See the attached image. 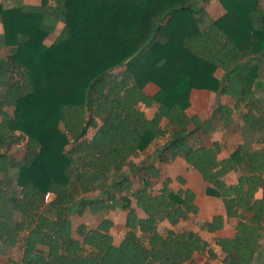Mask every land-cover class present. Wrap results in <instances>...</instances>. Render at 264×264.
<instances>
[{"label":"trees","instance_id":"obj_1","mask_svg":"<svg viewBox=\"0 0 264 264\" xmlns=\"http://www.w3.org/2000/svg\"><path fill=\"white\" fill-rule=\"evenodd\" d=\"M211 1H0L5 264H188L204 251L208 264L253 262L264 236V139L254 149L240 140L221 158L214 136L220 129L239 135L241 122L264 132V0H218L225 12L215 19L202 5ZM158 23L152 42L124 64ZM149 83L157 94L145 91ZM194 89L231 104L219 100L206 119L190 115ZM147 109H154L151 117ZM155 139L164 142L149 154ZM19 147L23 155L16 157ZM154 155L159 162L186 160L226 214L200 219L193 193L174 191L170 177L156 191L151 180L162 172L148 162ZM232 172L240 175L228 183ZM88 211L124 212L122 239L116 242L111 217L74 229L71 213ZM192 217L210 233L232 221L236 233L212 245L199 232L175 229Z\"/></svg>","mask_w":264,"mask_h":264},{"label":"crops","instance_id":"obj_2","mask_svg":"<svg viewBox=\"0 0 264 264\" xmlns=\"http://www.w3.org/2000/svg\"><path fill=\"white\" fill-rule=\"evenodd\" d=\"M0 1H4V0H0ZM23 1H24V4H31L38 0H23ZM40 3H41V0L39 1L38 4ZM38 4H35V5H38ZM224 12H225V9L222 8V10L219 11L220 14L217 15V17L221 16ZM262 59L264 60V57H262ZM262 59H261V67H262L261 80L264 82L263 76H262V73L264 72V62H262ZM217 74L221 77L223 75V71L219 70ZM145 91L149 95H155L159 91V87L154 83H149L146 86ZM261 97L264 98V95H262ZM219 100H221V102L231 104L230 98L222 97L221 99H219L216 92L209 91V90H202V89H194L191 94V105L188 109V112L190 115H198L202 119H206L209 116H211V113L215 109ZM251 130L253 129L250 128L248 125H245L243 122H241V133L238 135V138H235L234 136H229V139L226 141L231 140L232 142L235 143V147H236L237 143L240 140H244L246 142L245 137H243V133L250 132ZM251 132L257 133V132H254V130ZM219 133L220 132L218 131L214 137L215 139L220 140L222 143V152L220 153V157L223 158V157L228 156L229 153L234 148L226 152L225 149L223 148L224 145H223L222 139L219 138L220 137ZM262 138H264L263 135H262ZM172 164L174 168L178 166V167H181L182 169L181 170L178 169V171H176L175 173L176 175H173L171 173L168 174L169 175L168 177L172 179L171 188L176 192H180V191L184 192L188 190L193 193L194 195L193 203L199 209L198 217L200 219L211 220L217 214H221V215L226 214L225 206H224L222 199L207 195L206 188H207L208 183L203 179L202 175L197 170L190 168L186 160L180 157L172 161ZM239 175L240 174L237 172H232L226 176V180L228 183H235L237 182ZM175 181L178 182L180 185L177 188L175 187V184H173ZM139 213L143 215V212L141 210H139ZM233 224L234 223L232 221H227L223 229H220L213 233L207 232L205 230H201L197 222L192 224V223H189V221H184V222L179 223L177 226H175V229L176 230L190 229V230L199 232L205 239H207L212 245H214L216 238L233 237L235 235L236 230ZM124 226H125V220L123 222V227Z\"/></svg>","mask_w":264,"mask_h":264},{"label":"rangeland","instance_id":"obj_3","mask_svg":"<svg viewBox=\"0 0 264 264\" xmlns=\"http://www.w3.org/2000/svg\"><path fill=\"white\" fill-rule=\"evenodd\" d=\"M40 0L36 1V2H33L31 4L35 5V4H38ZM5 4L8 5V6H15V5H24V1L23 0H4ZM203 8L206 9L207 12H209V15L211 18H215L217 17V15H219V11L222 10L223 6L221 5V3H219L218 0H212L210 3H203ZM63 27V24L60 23L59 24V28L51 33L49 35V37L47 38L46 40V43L47 44H51L52 42H54L56 39H57V36L59 35V32H60V29ZM2 33V25L0 23V34ZM5 53H7V51H5L3 53V55H5ZM262 62H264V60L262 59ZM122 68H119L118 70H120ZM262 76H263V80H264V72L262 73ZM259 100L263 101L264 98H259ZM214 103V102H213ZM214 105V104H213ZM212 105V106H213ZM211 109V108H210ZM214 111V110H213ZM212 111V113H213ZM154 112V109H147V113H148V116L151 117V115L153 114ZM211 113V114H212ZM237 119V118H236ZM240 123V121H239ZM234 127L236 125H238V122L235 120L234 121ZM219 128H221L220 125H218ZM253 131V130H251ZM247 132V133H243V137H245V140L246 142L249 144V147L251 149H254V148H257V142L259 140H261L262 138V135L264 136V132H257V131H254V132H257V133H253V132ZM219 138L222 139V142H223V145H224V149L226 152H228L229 150L235 148V143L232 142L231 140L229 141H226L229 139L227 133H226V130H223V129H220L219 131ZM232 136V134H231ZM235 138H238V135H234ZM264 139V138H262ZM234 140V138H233ZM208 143L210 144V140L207 139ZM164 142V139H155L151 145L149 146L148 148V152L149 154L150 153H154ZM226 154V153H224ZM14 155L16 157H21L23 155V149L22 148H16V150H14ZM145 157V156H144ZM139 159L141 160L142 158L139 157ZM138 161V160H136ZM149 163H156L158 164V166L160 167L161 169V178L160 179H152V185L154 187V189L157 191L161 185H162V180L165 179L166 177H168L169 175L168 174H173V175H176V171L181 170L182 168L181 167H175L173 166L172 162H159L157 156H152V158L148 161ZM173 166V167H172ZM172 167V168H171ZM175 169V170H174ZM173 184H175V187H179V183L178 182H174ZM140 181L136 178L135 179V188H138L140 187ZM96 194H91V196H94ZM105 217H111L112 219H114L115 221V226L112 230L114 236H115V240L116 242H119L122 237H123V234H124V227H123V222L125 220V213L124 212H119V213H110V214H105V213H99L97 215H94L92 214L91 212H86L84 216H81L79 215L78 213L74 212V213H71V218H72V225H73V228L76 229L78 227V225L80 223H87L88 225H94L98 222H100L103 218ZM189 223H195L196 222V217H192L190 218L189 220ZM21 249H18L14 252H12L14 254V256L16 255H20L21 254ZM203 259V258H201ZM7 261V257L6 256H2L0 254V264H5ZM251 264H264V236L262 238V241L260 243V248L258 250V253H257V256L254 258L253 262Z\"/></svg>","mask_w":264,"mask_h":264},{"label":"built area","instance_id":"obj_4","mask_svg":"<svg viewBox=\"0 0 264 264\" xmlns=\"http://www.w3.org/2000/svg\"><path fill=\"white\" fill-rule=\"evenodd\" d=\"M50 197H51V193L48 192L46 195V200H48ZM209 261H210V254L208 251H204L196 254V256L193 259H191L188 264H208Z\"/></svg>","mask_w":264,"mask_h":264},{"label":"water","instance_id":"obj_5","mask_svg":"<svg viewBox=\"0 0 264 264\" xmlns=\"http://www.w3.org/2000/svg\"><path fill=\"white\" fill-rule=\"evenodd\" d=\"M160 24H156L155 30L153 31V33L151 34L150 38L148 39V41L141 47L139 48L134 54L130 55L125 61L124 64H128L130 61H132L134 58H136L154 39L157 29L159 28Z\"/></svg>","mask_w":264,"mask_h":264}]
</instances>
